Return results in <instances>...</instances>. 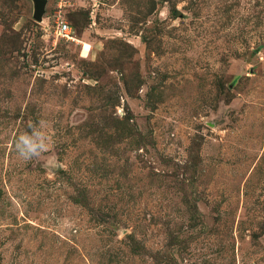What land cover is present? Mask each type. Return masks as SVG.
Wrapping results in <instances>:
<instances>
[{"label": "rangeland", "instance_id": "374dc122", "mask_svg": "<svg viewBox=\"0 0 264 264\" xmlns=\"http://www.w3.org/2000/svg\"><path fill=\"white\" fill-rule=\"evenodd\" d=\"M35 12L0 0V264H264V0Z\"/></svg>", "mask_w": 264, "mask_h": 264}, {"label": "clouds", "instance_id": "9594fccd", "mask_svg": "<svg viewBox=\"0 0 264 264\" xmlns=\"http://www.w3.org/2000/svg\"><path fill=\"white\" fill-rule=\"evenodd\" d=\"M45 122L30 125L29 131L20 134L14 144L17 155L24 160L38 158L47 151L49 138L44 132Z\"/></svg>", "mask_w": 264, "mask_h": 264}, {"label": "built area", "instance_id": "2783aa9c", "mask_svg": "<svg viewBox=\"0 0 264 264\" xmlns=\"http://www.w3.org/2000/svg\"><path fill=\"white\" fill-rule=\"evenodd\" d=\"M56 34L67 42H75L77 39L74 37L71 27L68 24L61 23L56 29Z\"/></svg>", "mask_w": 264, "mask_h": 264}, {"label": "water", "instance_id": "95a60500", "mask_svg": "<svg viewBox=\"0 0 264 264\" xmlns=\"http://www.w3.org/2000/svg\"><path fill=\"white\" fill-rule=\"evenodd\" d=\"M34 1L36 3L35 18L39 21H42L47 6V0H34Z\"/></svg>", "mask_w": 264, "mask_h": 264}]
</instances>
